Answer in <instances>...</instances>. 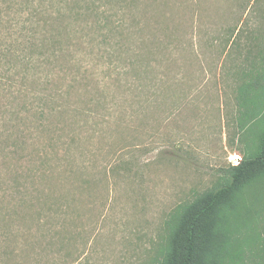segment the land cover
I'll return each instance as SVG.
<instances>
[{"label": "rangeland", "instance_id": "1", "mask_svg": "<svg viewBox=\"0 0 264 264\" xmlns=\"http://www.w3.org/2000/svg\"><path fill=\"white\" fill-rule=\"evenodd\" d=\"M257 73L264 0H0V264H160L264 127L238 99ZM242 199L258 264L264 182Z\"/></svg>", "mask_w": 264, "mask_h": 264}, {"label": "trees", "instance_id": "2", "mask_svg": "<svg viewBox=\"0 0 264 264\" xmlns=\"http://www.w3.org/2000/svg\"><path fill=\"white\" fill-rule=\"evenodd\" d=\"M106 21L109 22L108 18ZM58 37H53L54 45ZM46 42H39L40 46H45ZM7 81L8 78L0 77V84ZM238 99L248 119L257 124L264 121V76L250 75L239 87ZM262 182L264 127L237 166H230L214 188L181 207L174 215L160 264H239L242 247L253 246L256 238L244 242L237 239L234 218L243 204L245 190ZM257 239L258 264H261L264 262V237L258 235Z\"/></svg>", "mask_w": 264, "mask_h": 264}, {"label": "built area", "instance_id": "3", "mask_svg": "<svg viewBox=\"0 0 264 264\" xmlns=\"http://www.w3.org/2000/svg\"><path fill=\"white\" fill-rule=\"evenodd\" d=\"M238 164H239V162H237V163H234V164H233V166H237Z\"/></svg>", "mask_w": 264, "mask_h": 264}]
</instances>
